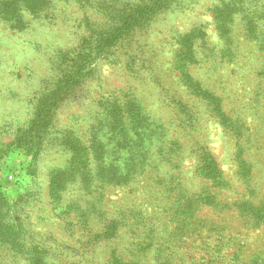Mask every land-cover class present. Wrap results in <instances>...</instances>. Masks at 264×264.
Instances as JSON below:
<instances>
[{
    "label": "rangeland",
    "instance_id": "1",
    "mask_svg": "<svg viewBox=\"0 0 264 264\" xmlns=\"http://www.w3.org/2000/svg\"><path fill=\"white\" fill-rule=\"evenodd\" d=\"M220 1L50 0L40 18L24 9L4 17L0 7V264H112L113 253H122V264H264V223L256 225L238 207L248 197L253 202L264 197V0H226L238 7L233 26L243 27L247 39L251 16L261 29L257 44L239 50L241 61L220 60L214 74L219 80L213 89L236 132L220 124V114L196 113L195 105L183 103L193 98L181 92L185 86L171 65L180 35L193 38L198 57L212 51L229 55L234 40L226 38ZM141 3H155L152 21L135 33L116 35L123 9ZM121 36L102 51L93 48L94 38ZM70 59L74 70L67 69ZM203 64L191 65L193 74L202 78ZM81 67L85 77L61 96V89L51 92L56 79ZM125 92L149 122L182 121L181 129L168 125L169 135L179 136L184 146L179 188L188 194L216 192L217 204L198 203L182 230L168 221V211L159 213V202L134 187L104 189L94 211V196L69 176L72 153L81 146L91 152L93 139L109 151L113 166L129 164L127 158L140 153L142 143L125 144L108 112V104L124 99ZM202 148L214 157L221 178L196 174L192 153ZM237 157L250 161L254 194L237 173ZM135 203L146 224L159 230L154 236L161 245L149 246V228L143 234L124 220L112 238L99 234L116 208Z\"/></svg>",
    "mask_w": 264,
    "mask_h": 264
},
{
    "label": "trees",
    "instance_id": "2",
    "mask_svg": "<svg viewBox=\"0 0 264 264\" xmlns=\"http://www.w3.org/2000/svg\"><path fill=\"white\" fill-rule=\"evenodd\" d=\"M49 1L50 0H0V7L4 9L2 12L4 17H6L7 13L11 10L16 12L18 10V12L22 13L24 9L25 13L32 18H40ZM223 3L225 4L223 5ZM131 5L132 4H128L129 7L123 9L121 14L122 23L117 28L116 35H121V32L135 33L134 31H138L146 25L148 26L152 21L150 17L154 12L155 3H141L138 6ZM216 7L219 9L221 24L226 28V38L234 40V43L230 45L227 50L229 55L220 57L218 52L212 51L205 55L201 54L198 57V54H196V47L193 45V38L191 36L185 37V35H180V39H176L175 41L177 47L171 65L174 66V70L178 73L176 80L180 82L182 80L185 86L184 89H181V92L185 93V96L193 98L182 100L185 101L183 103H192L195 105L198 109L196 113L199 111H207L210 115L220 114L222 117L220 124L225 125L226 129L230 128L233 132H236L233 123L229 120H225L227 117L220 107L222 97L213 89L214 84L219 80V77H216L214 74L218 71L217 67L222 63L220 60H224V62L228 64L241 61L239 55L244 57V54H240L239 51L241 47L252 41L257 44L258 35L261 30L259 26L260 21L255 16L250 17L248 20V24H250L248 27V29H250V31H248L250 33V38L247 39L245 34L242 33L243 27L239 28L236 25L233 26V23L238 19L237 15L234 16L238 7L228 3L226 0L220 1V4L216 5ZM262 11H264V9ZM222 19L228 22L226 23V21L224 22ZM19 21L20 19L16 18L15 26L19 25ZM261 22H263L262 19ZM113 34L111 36H113ZM191 34L194 35V33ZM236 34H242L241 39H238L237 36H235ZM121 39L122 36L121 38L110 37L108 41L94 38L93 42L95 45L93 48L94 50L102 51L105 47H110ZM233 40H231V42H233ZM200 63H205L198 66L203 70L200 73L203 75L202 78L198 73L193 74L190 68L191 65L195 66ZM67 69H75L73 59H70L69 64H67ZM85 75L86 73L83 72L82 67L79 68L77 72L67 71L66 74L56 79L54 82L55 89L53 88L51 92L59 93L61 89L62 91L59 93V96H61L62 93L69 90L75 79L83 78ZM262 80H264V76ZM59 96L56 100L59 99ZM194 98H196V101ZM135 105L131 95L125 92L124 99H116L115 102L108 104V112L112 113L115 119L116 133L120 135L119 137L123 138L125 144H130L132 147L135 143H142L140 153H135L134 156L130 155L126 160L130 162L129 164H123L121 167L113 166L108 156V154H110L109 151L102 150L103 147L98 148L97 142L93 139L91 152L85 151L81 146L72 153V164L68 167L70 170L69 176L73 180L77 179L76 185L84 186V193L94 196V201L92 200V209L94 211H96V207L94 206L95 203L102 202V198L105 195L104 189L114 186L115 188L125 187L124 189L127 190L130 187H134L138 191L140 190V192L145 193L146 196L150 195L152 200L159 202V205L155 206L160 208L159 213L168 211V221L171 225H176L175 229L182 230V227L186 224V220H192L193 217L196 216L198 203L205 205L217 204L216 192H211L209 190L206 193H203V191H195L188 194L182 190L183 187L179 188L181 181L184 180L180 168L183 162L184 146L180 143L178 139L179 136L172 137L169 135V127L181 129L184 127L181 126L182 121H163L164 123H162L160 120L159 124L151 123L149 122V118L140 115V112L135 109ZM47 106L48 104L45 107ZM181 106H183L181 107V111L185 113L184 105ZM40 107L41 105H38L39 109ZM45 119L46 117L44 116L41 121H45ZM133 119L134 122H132ZM41 121H36L34 123L38 125L39 128H42L41 124L43 123ZM144 122L145 124H143ZM132 125L134 127H132ZM168 125L171 126L168 127ZM23 132H26V129ZM137 138L140 139L137 141ZM185 151L192 153L190 149H185ZM132 152L134 151L130 148L128 153ZM192 154L195 156L194 164L197 175L211 181L221 178V172L217 163L207 149L202 148L200 152L194 151ZM137 155L139 156L135 163L134 161H136L135 157ZM237 163V173L245 183L249 184L250 171L252 170L249 166L250 161L237 157ZM164 164L166 165L163 166ZM163 167H167V169L164 173H161L160 169ZM249 186L252 191L250 195L254 194V187L250 184ZM135 196L136 195H133L132 197ZM124 202L125 200L123 203ZM256 202L251 201L248 197L246 200L241 201L238 207L242 215L250 216L253 222L259 225L264 223V197ZM137 204L138 203L133 204L134 206H131L129 209L122 208L123 206L116 208L111 214L110 219L103 224V226L106 227L105 231L99 234L103 235L105 238H112L117 232L121 221L124 220L127 224L134 223V227H139L143 234L145 233L144 229L149 228L150 233L146 236L149 239V246L155 243L161 245L162 243L155 240L156 237L154 236V233L159 232V230L154 229L151 223H148L151 224V226L146 224V216L143 214L144 210L138 208ZM130 219H132V222H130ZM196 220L197 219L194 218V221ZM137 238H141V235L138 234ZM121 254L122 253H113L108 262L112 264H122L120 258ZM251 264H261V262L255 260L252 261Z\"/></svg>",
    "mask_w": 264,
    "mask_h": 264
}]
</instances>
